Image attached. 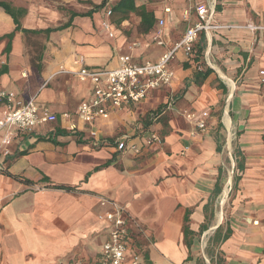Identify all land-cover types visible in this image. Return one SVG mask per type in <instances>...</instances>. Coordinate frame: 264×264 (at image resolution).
<instances>
[{"label": "crops", "instance_id": "obj_1", "mask_svg": "<svg viewBox=\"0 0 264 264\" xmlns=\"http://www.w3.org/2000/svg\"><path fill=\"white\" fill-rule=\"evenodd\" d=\"M3 1L23 9L20 21L29 29L57 27L74 12L85 13L73 11L64 23L52 26L53 17L44 15L48 8L38 0ZM63 1L75 6L74 0ZM116 1L109 0L92 16H74L71 26L51 32L40 55L35 54V40L17 31L13 17L0 7V38L15 33L8 52L9 40H0V89L24 100L36 97L58 116L56 123L31 132L17 130L9 145L11 154L3 158L0 264H73L79 259L100 264L112 230L108 221L99 219L110 209L102 205L103 198L127 207L132 250L140 253L141 264H264V100L259 80L264 29L246 28L264 26V0H215L219 27L207 37L205 56L213 72L203 83L193 82L196 70L185 66L187 56L180 51L171 62L176 74L171 84L152 90L141 103L110 110L107 118L85 124L75 112L91 96L93 85L70 72L83 66L117 68L122 55L136 63L158 60L184 34L185 12L211 0H136L157 20L140 38L132 33L140 24L138 15L131 13L122 21L120 13L107 16V6ZM161 19L163 45L152 40ZM105 20L114 37L104 29ZM194 20L193 11L190 21ZM226 106L231 110L227 123L239 131L238 157L243 164L232 188L224 183L222 166L221 144L229 127L220 115ZM205 110L207 128L191 135L195 126L184 113ZM69 124L77 125L78 131L65 130ZM92 131L107 145L94 146ZM151 132L163 136L161 148L138 155L116 149L123 135L142 142L141 136ZM1 138L0 134V144ZM226 190L231 194L228 207ZM222 206L225 209L217 213ZM186 215L190 247L184 240ZM207 236L209 242L202 241ZM131 257L128 252L124 264H130Z\"/></svg>", "mask_w": 264, "mask_h": 264}, {"label": "built area", "instance_id": "obj_2", "mask_svg": "<svg viewBox=\"0 0 264 264\" xmlns=\"http://www.w3.org/2000/svg\"><path fill=\"white\" fill-rule=\"evenodd\" d=\"M195 20L190 21V12H186L185 20L188 21L182 37L172 47L166 50L158 60H145L141 63L132 61L129 55H122L119 58V66L113 69H93L85 66L78 71L70 72L75 74L82 82H91L93 91L89 98L82 101L75 112L78 121L92 124L98 117L107 118L110 110L122 109L131 103H141L152 90L169 85L175 79L176 74L171 62L181 51L190 59L193 47L200 40L201 34L209 37L211 31L218 28L214 20L216 12V1L200 3L194 6ZM191 9V10H192ZM169 12L170 9L166 8ZM107 16L112 14L108 9ZM110 37H114V29L110 21L102 23ZM165 22L161 19L158 26L152 31V40L163 45ZM252 30L264 29V26L247 25ZM139 43H134L138 46ZM203 66H200L202 68ZM69 72V71H67ZM260 83L264 93V69L260 70ZM0 102L3 106L0 117V175L5 171L4 157L11 154L9 145L12 143L15 132H31L38 126L54 124L58 116L45 105L40 104L36 97L24 100L13 91L0 89ZM67 116V114H66ZM208 111L197 113L186 111L184 117L194 124L191 135L198 130L204 131L207 128ZM70 117V115L68 116ZM65 130L77 132L75 124L65 125ZM94 146L107 145L101 140L95 131L91 132ZM142 142H134L130 136L123 135L116 141V149L119 152L141 154L154 148H161L164 138L157 132L141 136ZM44 190V189H39ZM110 205V209L101 213L99 219L106 220L112 225L109 239L103 245L100 264H124L128 252L132 254L130 264H141V255L137 250H132L133 234L129 223L128 210L122 203L108 198L102 199V205ZM73 264H85L83 260H77Z\"/></svg>", "mask_w": 264, "mask_h": 264}, {"label": "trees", "instance_id": "obj_3", "mask_svg": "<svg viewBox=\"0 0 264 264\" xmlns=\"http://www.w3.org/2000/svg\"><path fill=\"white\" fill-rule=\"evenodd\" d=\"M108 2L109 0H102L99 4H95L91 9H89L85 13L74 12L71 14L70 20L67 23L57 26V27H52V28L49 27L46 29L24 28L20 21V15H22V13L24 12L23 9L17 10L16 8L13 7L11 3L7 1H3V0H0V7H2L8 14H10L13 17L14 22L16 24L17 31L18 30L23 31L24 33L28 35L30 34L39 35V34L44 33L46 36H48L51 32L62 30L64 28L71 26V22L74 16H77V15L92 16V14L95 11H98L104 8ZM111 9H112V12L120 13L121 21L127 19L131 13L138 15L141 18V21L139 24V31L144 34L149 33L155 27L156 22H157L155 13L152 10H149L145 4H140V5L137 4L136 0H118L111 6ZM14 35L15 33L13 32L11 34L5 35L4 37L0 38V40L3 38H7L9 40L8 46H7V52L10 51L11 41ZM207 45H208L207 37L203 33L201 34L200 40L193 47V51H192L190 59L187 60L185 63L186 67L192 66L196 70L194 73V79H193L194 80L193 82L195 84L203 83L208 78V76L213 72V69L211 67L205 66L203 64V58L205 57V54H206ZM40 53L38 55H40ZM202 64H203V67L200 68ZM0 105H2L1 102H0ZM237 144L238 143L235 142V158L237 161V167L239 169H243V164L239 162L238 154L240 153V151L238 150ZM108 165H109V162H107L103 167L108 166ZM99 168L100 167L96 169H99ZM43 179L49 180V178L46 176ZM50 186L54 188H66V189L70 188V187H66L63 185H50ZM220 192H221V189H217L216 191L217 195L220 194ZM205 230H206V227L203 226V231ZM190 234H191V230L189 229V225H188V215H186L185 224H184V240L188 247H190L192 244V241L190 240ZM229 235L230 233H228V230H227L224 239L226 240Z\"/></svg>", "mask_w": 264, "mask_h": 264}, {"label": "rangeland", "instance_id": "obj_4", "mask_svg": "<svg viewBox=\"0 0 264 264\" xmlns=\"http://www.w3.org/2000/svg\"><path fill=\"white\" fill-rule=\"evenodd\" d=\"M75 1V6H72L70 3H67L63 0H38V3L41 5H44L45 8H48V11L46 14H44L45 16H50L53 17V22H51L52 26H56V25H60L62 23H64L67 18H69L70 14L73 11H80V12H86L89 9H91L95 4L94 2H99V0H74ZM108 8H111V6H107ZM106 7V8H107ZM261 8V7H259ZM190 8L189 10L191 11L190 15H193V11L194 9ZM263 9V8H262ZM188 10V11H189ZM114 13V12H113ZM186 15V12L185 14ZM185 25H182L178 32L181 33L182 30L184 29ZM132 33L139 35L141 32L139 31V25L137 27H135L132 30ZM29 36H31V38H33L35 41V54L38 55L42 50H43V46L41 45L44 38L46 37V35L43 34H39V35H32L30 34ZM140 38V35L139 37ZM206 56V54H205ZM213 63V61H212ZM203 64L205 66H208V63L205 59V57L203 58ZM202 64V66H203ZM261 96L264 100V93H261ZM225 100H227V96L224 98ZM223 100H221L222 102ZM2 107H0V111ZM208 111V110H205ZM209 112V111H208ZM215 116H217V113L214 114ZM221 116V120L224 123V125H226L225 127H229L228 131V137L224 138L222 141V166H223V170H224V183H229V188H232L234 183H235V178L236 175L239 173L238 172V167H237V161L235 158V142H239V131L238 128H233V126L231 127L228 123H227V116L230 117L231 116V110L228 109V106L225 107V110L222 112ZM231 136V137H230ZM227 195V196H226ZM225 197V205H227L228 207V201L230 200L231 194H227V190L225 191L224 195H223V199ZM223 208L222 207H218V211ZM225 208H223L224 210ZM202 241H207L209 242V238L208 236L206 238H203Z\"/></svg>", "mask_w": 264, "mask_h": 264}]
</instances>
